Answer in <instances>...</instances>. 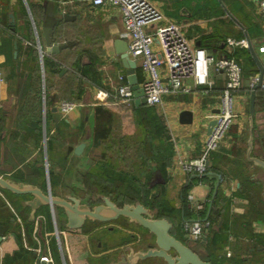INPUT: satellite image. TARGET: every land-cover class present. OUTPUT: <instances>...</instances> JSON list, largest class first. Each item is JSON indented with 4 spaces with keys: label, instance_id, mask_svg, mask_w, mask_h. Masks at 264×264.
Listing matches in <instances>:
<instances>
[{
    "label": "crops",
    "instance_id": "1",
    "mask_svg": "<svg viewBox=\"0 0 264 264\" xmlns=\"http://www.w3.org/2000/svg\"><path fill=\"white\" fill-rule=\"evenodd\" d=\"M50 1L0 0V175L15 182L34 184L44 192L50 190L52 195L70 194L83 199L84 194L81 193L87 190L85 176L102 155L93 152L103 142L96 138L98 126L105 120L107 127L112 112L128 108L94 102L96 89L108 88L110 80L122 69L114 41H125L124 28L121 15L114 7H93L89 0L51 1L57 13L52 40L56 44L70 41L73 45L56 55L46 54L57 64L55 68H46L40 61L36 46L41 45L45 51L41 27L45 6ZM150 1L166 19L181 26L184 36L195 47L205 49L215 58L233 57L242 71L241 87L234 97L237 116L217 150L209 155L207 181H196V176L182 171L180 163L193 160L200 154L209 115L219 108L223 73L210 69V89L194 87L192 80L188 79L183 82L188 92L180 91L163 97L160 113L173 145V155L166 168V187L171 184L176 208H181V193L192 182L186 199L191 195L194 203L208 204L209 211L212 197L219 191L229 199V213L243 215L248 205L247 182L254 180L261 186L264 183V170L245 158L251 93L249 79L259 76L260 68L264 76V51H259L264 47V24L257 2ZM58 13L67 14L70 19L65 20ZM227 38L245 40L247 47H229ZM90 57L98 72V84L82 78L76 71V66L86 65ZM63 100L75 102L78 106L62 116L57 104ZM184 109L193 113L190 125H182L178 121V115ZM253 136L254 155L264 156V95L258 97L257 93ZM81 142L85 147L80 155H76L74 148ZM91 152L93 158L90 157ZM81 166L82 175L78 171ZM88 190L87 193L93 194ZM27 199L28 196L0 189V264H91L107 253L114 255L110 250L104 252L106 254H92L90 237L81 235L80 230L59 227L56 210L52 214L46 207V215L40 212L42 207L36 211L34 220H29L30 209L25 205ZM186 202L189 213L195 217L185 221L194 220L204 213L195 211L194 203ZM6 214L12 215L8 223L4 217ZM30 224L31 246L25 238V226L30 227ZM212 227H216L215 224ZM250 230L251 238L229 236L225 247L229 252L227 259L235 257L231 255L234 248L239 252L236 258L241 259L242 264L264 263V222L252 223ZM18 232L24 249L32 252L30 257L28 254L22 258L15 257L20 248L15 237ZM116 260L112 257L105 264Z\"/></svg>",
    "mask_w": 264,
    "mask_h": 264
},
{
    "label": "built area",
    "instance_id": "2",
    "mask_svg": "<svg viewBox=\"0 0 264 264\" xmlns=\"http://www.w3.org/2000/svg\"><path fill=\"white\" fill-rule=\"evenodd\" d=\"M89 1L93 7H114L119 11L128 56L135 61L143 77L139 86L143 89L146 106H160L165 95L180 91L188 92L189 89L183 86V82L188 79L192 80L194 87L203 86L210 89L212 84L209 78L210 69L223 73L224 86L220 93L218 113L209 115L210 120H214L215 123L209 134L205 133L199 156L180 163L182 171L189 175L196 177L206 175L210 153L217 150L220 141L237 116L234 111V97L242 82L239 63L233 57L215 58L205 49L195 47L184 36L181 26L166 19L150 0ZM254 1L257 2L264 24V0ZM226 45L247 47V42L227 38ZM36 47L40 61H43L46 53L41 45ZM259 51L263 52L264 47H260ZM258 83L259 76L251 77L248 84L250 91ZM108 85L109 89H96L95 104H111L128 108L134 105L133 92L123 68ZM261 88L264 89V76ZM77 106L75 102L63 100L57 104V109L62 116H65ZM187 201L194 203L191 195L187 196ZM193 207L197 212H204L205 216L184 221L183 231L190 239L201 240L206 236L210 225L207 218L208 204L197 202ZM226 253L228 256L229 252L226 251Z\"/></svg>",
    "mask_w": 264,
    "mask_h": 264
},
{
    "label": "trees",
    "instance_id": "3",
    "mask_svg": "<svg viewBox=\"0 0 264 264\" xmlns=\"http://www.w3.org/2000/svg\"><path fill=\"white\" fill-rule=\"evenodd\" d=\"M43 65L49 69L57 67L55 61L47 55L43 57ZM76 71L82 78L84 77L98 84V72L94 67V60L92 57H90L89 63L86 65L76 66ZM136 76L138 83H141L143 77L139 68L136 69ZM256 93L258 97L264 95L262 89H258ZM131 109L137 117L138 123L143 126L145 132L144 142L139 148V155H137L139 158V166L136 171H134V168L126 170L119 163L117 165L120 166L117 168L109 160H103L105 157V154H103L100 160L95 164V168H92L86 174L85 180H90L94 184L95 190L92 192L110 197L117 205H122L124 203L132 204L138 201L145 207L152 209L157 218H165L171 222L173 224V234L181 238L184 232L182 222L189 217H195V215L189 213L186 202V192L192 182L189 183L181 193V208H176L175 205L172 204L171 199L167 197L166 193V168L173 155V145L165 119L163 115L153 107H135L132 105ZM157 169L160 171L164 183L152 184L154 172ZM194 179L198 182L207 181L205 175ZM252 181L253 182H247L246 199L248 200V205L243 215H231L229 213V199H226L219 191H216L212 197V204L207 212L210 225L203 240L205 249L215 264H224L225 261L229 262V264H242L243 261L241 259H227L224 256L221 257L219 253L227 246L229 236H234L235 238H251L253 235L251 236L250 225L254 222H264L262 186L254 180ZM17 210H19V207H17ZM44 210L46 211V207L42 208L40 212H45ZM46 213L47 212H45V214ZM204 216L205 214H200L198 217L202 218ZM4 217L6 218L5 221L8 223L12 215L6 214ZM175 223H177V225H175ZM214 224L216 227H212ZM25 227V238L28 245L31 246L32 242L30 240V235L32 225L30 224V227ZM83 228L84 226L76 230L82 231ZM15 237L20 245L19 252L15 253V257L22 258L23 255L27 254V256L30 257L32 252L24 249L19 232L15 233ZM258 241L263 242L260 239ZM151 260L152 259H147L148 262Z\"/></svg>",
    "mask_w": 264,
    "mask_h": 264
},
{
    "label": "water",
    "instance_id": "4",
    "mask_svg": "<svg viewBox=\"0 0 264 264\" xmlns=\"http://www.w3.org/2000/svg\"><path fill=\"white\" fill-rule=\"evenodd\" d=\"M58 1V0H51ZM51 1L45 6L44 18L42 22L41 32L44 39L45 53L48 55H56L62 50L73 45L70 41L61 44L53 42V30L56 23V15L54 6ZM61 14V13H58ZM63 19H70V16L62 13ZM16 47L14 43V48ZM115 53L118 55L121 66L126 75L128 84L131 86L134 106H146L143 97V89L139 86L136 69L137 65L134 60L130 59L127 53V42L121 39L114 41ZM251 54L256 60V56L251 50ZM257 61V60H256ZM259 75V83L251 90L249 97V115L246 139L245 158L255 167L264 170V156H256L253 153L254 136H253V114L255 110L256 91L261 88L263 71L262 68ZM218 113V110L215 112ZM178 121L182 125H190L193 122V113L189 110H182L178 115ZM215 121L210 120L207 123L206 134H209L211 127ZM85 147V143L81 142L74 148V154L80 155ZM164 183V179L160 171L154 172L152 184ZM262 196L264 198V183L262 184ZM0 189L8 191L15 195L28 196L25 205L29 207V220H34L35 213L42 207H48L53 214L55 210H60L65 217V228L69 230L80 229L85 222L108 223L124 218L128 223L135 224L145 229L148 234L153 236V246L134 250L131 246L125 248L124 253L119 255L115 262L109 264H137L150 258H157L164 261L165 264H211V262L203 254L198 253L184 241L176 238L171 234L173 224L165 218H157L155 212L136 201L132 204L124 203L117 205L110 197L105 195H97V199L101 203L96 205H87L81 199L65 194L64 196L52 195L50 190L43 191L38 186L31 183L15 182L9 178L0 175Z\"/></svg>",
    "mask_w": 264,
    "mask_h": 264
},
{
    "label": "rangeland",
    "instance_id": "5",
    "mask_svg": "<svg viewBox=\"0 0 264 264\" xmlns=\"http://www.w3.org/2000/svg\"><path fill=\"white\" fill-rule=\"evenodd\" d=\"M68 101V100H67ZM159 113L161 112L159 106L153 107ZM100 124L99 133H97L96 138L100 139L102 144L98 146L96 149H93V152L105 154L103 160H109L113 163L117 168L122 165L123 168L132 169L136 171L137 167L139 166V158L137 157L139 148L142 146L145 139V132L144 128L141 124L138 123L137 117L132 112L131 107L123 108V110H117L112 112V118L106 127L104 124ZM106 128V129H105ZM95 139V136H94ZM235 151V146H234ZM90 157L93 158V153L91 152ZM90 159V158H88ZM120 164L119 166L117 164ZM95 166V165H94ZM92 168H95V167ZM139 169V168H138ZM80 174L82 175V166L79 168ZM82 172V173H81ZM229 177V175H227ZM77 177V176H75ZM80 177V176H79ZM67 183V181L65 182ZM64 183V184H65ZM87 190L94 191L95 187L94 184L89 180L86 181ZM87 190L81 194H84L82 201L89 202L90 204H96L97 200L93 194L87 193ZM88 190V191H89ZM167 197L171 199L172 204L175 201L174 191L169 184L166 188ZM219 204V203H218ZM56 220L59 227H64L65 224V217L60 210H56ZM177 225V223H175ZM183 225V223H182ZM110 228V229H109ZM81 235L89 236L90 243H91V253L92 254H106L108 250L113 251L114 255L107 253V256H102L98 261L91 262V264H105L109 262L110 258H117L118 257V248L123 244L130 243L133 244L135 249L141 248L146 246L148 243H152V239L149 235L143 230L138 228L134 224H128L123 219H118L117 221H113L112 223L107 224H99L93 223L91 224L88 222L84 225L83 230L81 231ZM133 236V238H132ZM136 237H141V241L138 243H134L138 241ZM136 238V239H135ZM184 240L191 241L188 235L183 236ZM135 240V241H134ZM239 242V241H237ZM100 243L101 246L97 247L96 244ZM122 246L121 248H123ZM201 248V247H200ZM120 249V248H119ZM115 250V251H114ZM233 258L239 254L237 253L234 248L231 250ZM221 257H229L227 256L226 250L224 249L222 252L219 253ZM247 257L249 255H246ZM238 259V258H237ZM244 262H249V260H245ZM143 264H164L163 261L159 260H151L150 262H145ZM250 264V263H247ZM252 264V263H251ZM264 264V263H261Z\"/></svg>",
    "mask_w": 264,
    "mask_h": 264
},
{
    "label": "flooded vegetation",
    "instance_id": "6",
    "mask_svg": "<svg viewBox=\"0 0 264 264\" xmlns=\"http://www.w3.org/2000/svg\"><path fill=\"white\" fill-rule=\"evenodd\" d=\"M93 195H94V197L96 198L97 197V195H99V194H96L95 192H93ZM96 200H97V203L96 204H99V203H101V201L99 200V199H97L96 198ZM82 201V200H81ZM83 203H86L87 205H90V206H92V204H90L89 202H85V201H82ZM96 204H93V205H96ZM118 219H120V218H118ZM117 219V220H118ZM122 219V218H121ZM124 219V218H123ZM117 220H115V221H117ZM126 220V219H125ZM89 221H87V222H85L84 223V225L85 224H87ZM113 222V221H112ZM112 222H108V223H112ZM126 222H127V220H126ZM91 224H93L94 222H90ZM128 223V222H127ZM99 224H107V223H99ZM128 224H131V223H128ZM83 225V226H84ZM135 225V224H134ZM137 226V225H136ZM138 228H140V229H143V228H141V227H139V226H137ZM110 229V228H109ZM147 234H148V232L145 230V229H143ZM174 233V231H173V228H172V230H171V234L172 235H174L173 234ZM149 235V237L152 239V243H148V244H146V246H144V247H141V248H137V249H142V248H146V247H149V246H153L154 245V242H153V236L152 235H150V234H148ZM175 236V235H174ZM183 236H185V234H184V232H183V235L181 236V238H178L177 236H175L176 238H178V239H180V240H182V241H184L186 244H188L190 247H192L194 250H196L198 253H200V254H203L204 256H206V258L211 262V264H215L214 262H213V260H212V258L210 257V255L207 253V251H206V249H205V244H204V238L203 239H201V240H192V239H190L191 241H187V240H184V239H182L183 238ZM132 238H133V236H132ZM137 239H138V241H136V242H134V243H138V242H140L142 239H141V237H136ZM135 238V239H136ZM135 241V240H134ZM122 246H124L123 248H121ZM122 246H119V248H118V257H117V260H118V258H119V255L120 254H122V253H124V252H126L125 251V248L127 247V246H131L134 250H136L135 249V247L133 246V244H130V243H126V244H123ZM201 247V248H200ZM150 259H152L153 261L154 260H157V261H159V260H161V259H157V258H150ZM116 260V261H117ZM162 261V260H161ZM145 262H148L147 261V259L146 260H143V261H139L137 264H143V263H145ZM164 262V261H163ZM165 264V263H164Z\"/></svg>",
    "mask_w": 264,
    "mask_h": 264
}]
</instances>
